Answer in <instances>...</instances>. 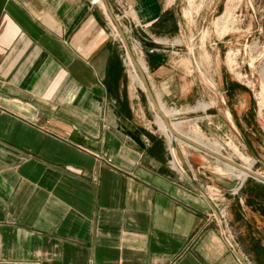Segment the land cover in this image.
<instances>
[{
  "label": "crops",
  "instance_id": "0c3cea01",
  "mask_svg": "<svg viewBox=\"0 0 264 264\" xmlns=\"http://www.w3.org/2000/svg\"><path fill=\"white\" fill-rule=\"evenodd\" d=\"M118 1L0 0V264H264L263 187L231 200L235 244L128 73L108 18ZM120 1L118 26L142 43L156 104L211 97L179 47L213 40L193 32L197 4ZM206 67L225 105L233 82L211 58ZM230 93L242 114L246 96ZM210 102L218 119L223 106Z\"/></svg>",
  "mask_w": 264,
  "mask_h": 264
},
{
  "label": "rangeland",
  "instance_id": "374dc122",
  "mask_svg": "<svg viewBox=\"0 0 264 264\" xmlns=\"http://www.w3.org/2000/svg\"><path fill=\"white\" fill-rule=\"evenodd\" d=\"M179 2L197 4L194 11H187L197 17L190 22L191 26H195L193 32L213 36L211 42L192 41L186 43V46L179 45L180 49L189 50L194 55L197 73L201 74L211 87L213 86V91H208L211 97L206 95L204 98H198L188 108L179 109L176 114L168 116L166 119L177 124L183 134L199 137L206 143L215 144L221 152L238 163L253 161L252 168L264 175V0H179ZM200 3H206L204 8H201ZM108 18L117 29L119 20L117 21L115 15H108ZM117 34L119 35L118 29ZM119 36L118 38H120ZM132 37L137 40L138 45L132 47L131 42L126 39L128 47L133 57L141 61L140 64L143 68L142 53L140 52L142 43L133 35ZM205 46L213 53L211 57L206 52ZM122 51L131 79L138 81L132 75L125 45L122 47ZM210 58L213 61V66H219L217 71H226L228 81L233 82L230 84V91L235 88V92H242L246 96L248 106H244L242 114L241 107L233 98L234 93H230L229 90L224 94L225 105L220 102V91L215 88L217 85L210 76V72L207 74L206 66ZM137 83L140 85L139 81ZM216 98L224 109L222 113L219 111L218 119L211 117L212 112H216L217 105L213 104L211 108H206L211 104L210 100L215 101ZM162 105L168 110L176 109L164 103ZM226 106H228L229 112L234 115L235 121L228 115ZM155 113L156 123L162 129L158 123L160 114ZM208 120L213 123L208 124L206 122ZM171 139L173 144L179 145L181 153L191 160L197 179L203 184L204 194L220 193L218 198L220 202L217 204L220 208L224 207L225 209L227 220V226L224 224L225 229L237 242L235 228L229 215L231 200L239 199L243 190H247L251 186L250 184L256 186L259 184L264 189V181L248 177L239 188L231 191L225 190L217 186L211 177L209 178L206 174L198 171L199 167H205L216 172L219 163L215 157L200 151L194 145H186L174 137ZM168 157L171 160V153ZM170 165L172 164L170 163ZM223 177L226 180L232 179L229 176ZM210 191L212 192L210 193Z\"/></svg>",
  "mask_w": 264,
  "mask_h": 264
},
{
  "label": "bare ground",
  "instance_id": "6f19581e",
  "mask_svg": "<svg viewBox=\"0 0 264 264\" xmlns=\"http://www.w3.org/2000/svg\"><path fill=\"white\" fill-rule=\"evenodd\" d=\"M126 54H127V61L131 66L130 69L132 75L140 82V85H142L143 89L146 91L144 83L139 73V69H142V65L140 64L141 61L133 57L130 49L126 50ZM157 109L159 110L158 112H160L158 123L161 125L163 131L166 132L169 140H171V137H174L178 139V141H183L186 145H194V147H196L200 151H203L215 157L219 163L216 167V169H218L216 170V172L222 176H229L232 179H236L238 182L236 189L239 188L242 182L248 177H253L258 180L264 179V175L255 171L252 168L253 161H249L247 163H238L235 160H233L231 157L221 152L218 146H216L215 144L206 143L205 141L201 140L202 138L200 139L199 137H191L189 135L183 134L180 131V129L177 127V124H175L173 121L167 120L168 123H166L163 118L164 117L167 118L168 116H172L176 114L178 112L177 109H170V110L165 109L162 103H159L157 105ZM171 162L172 165L175 166V162L173 161V159H171Z\"/></svg>",
  "mask_w": 264,
  "mask_h": 264
},
{
  "label": "water",
  "instance_id": "95a60500",
  "mask_svg": "<svg viewBox=\"0 0 264 264\" xmlns=\"http://www.w3.org/2000/svg\"><path fill=\"white\" fill-rule=\"evenodd\" d=\"M112 18H113V17H112ZM113 19H114V18H113ZM117 27H118L119 33H120V35H121V38H122V41H123V43H124V45H125L126 50H127V49L129 50L128 43H127V41H126V39H125V37H124V35H123V33H122L120 27H119V26H117ZM139 73H140L141 79H142V81H143V83H144V86H145V89H146V92H147L149 98L151 99V101L153 102V104L157 107V104H156V102H155V100H154V98H153V95H152V93H151V90H150V88H149V85H148V83H147L146 77H145V75H144L142 69H139ZM158 111H159V110H158ZM162 117H164V116H162ZM163 119H164V121H165L166 123H168V121H167V119H166L165 117H164ZM208 153H209V152H208ZM205 172H206V173L212 178V180L214 181V183H215L217 186H220V187H222V188L225 189V190H231V189L235 188V187L237 186V184H238V182H237L236 179H229V180H226V179H224L223 176H221L220 174H218V173H216V172H214V171H211V170H205ZM260 180H261V179H260ZM261 181H264V179H262Z\"/></svg>",
  "mask_w": 264,
  "mask_h": 264
},
{
  "label": "built area",
  "instance_id": "2783aa9c",
  "mask_svg": "<svg viewBox=\"0 0 264 264\" xmlns=\"http://www.w3.org/2000/svg\"><path fill=\"white\" fill-rule=\"evenodd\" d=\"M117 5H118V7L121 9V11H117V13L115 14V18L117 19V20H119L120 18H122L123 16H124V3L123 2H121L120 0L117 2ZM130 42H131V44H132V47L133 46H137L138 45V42H137V40H135L134 38H131L130 39ZM135 46V47H136ZM170 163H172L171 162V160H170ZM234 189H236V187L235 188H233V189H231V190H234ZM218 190H220V189H218ZM231 190H229V191H231ZM210 193H211V191H210ZM219 192H213V193H211V195L213 196V198L219 203L220 201H218V198H219V194H218ZM214 194V195H213ZM225 209H224V207H221L219 210H218V216H219V219H220V221L223 223V224H225L226 226H227V220H226V217H225ZM228 235L230 236V238L232 239V241L236 244V242L234 241V237L231 235V233L230 232H228Z\"/></svg>",
  "mask_w": 264,
  "mask_h": 264
}]
</instances>
